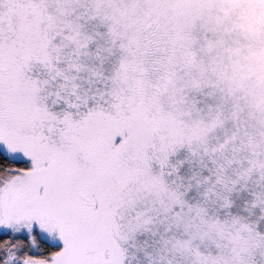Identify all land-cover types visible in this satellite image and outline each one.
I'll list each match as a JSON object with an SVG mask.
<instances>
[{
    "label": "snow or ice",
    "instance_id": "snow-or-ice-1",
    "mask_svg": "<svg viewBox=\"0 0 264 264\" xmlns=\"http://www.w3.org/2000/svg\"><path fill=\"white\" fill-rule=\"evenodd\" d=\"M0 264H264V0H0Z\"/></svg>",
    "mask_w": 264,
    "mask_h": 264
}]
</instances>
